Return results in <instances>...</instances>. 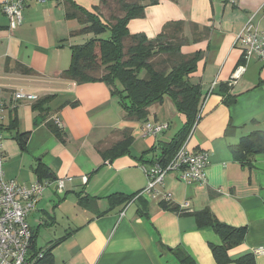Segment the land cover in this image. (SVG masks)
Segmentation results:
<instances>
[{
	"label": "crops",
	"instance_id": "1",
	"mask_svg": "<svg viewBox=\"0 0 264 264\" xmlns=\"http://www.w3.org/2000/svg\"><path fill=\"white\" fill-rule=\"evenodd\" d=\"M72 1L87 11L99 4ZM179 21L187 41L181 53L202 54L189 78L203 94L200 119L186 148L208 154L204 182L186 183L170 173L154 199L111 208L110 196H134L144 189L141 168L160 156L159 148L173 140L185 117L165 98L148 108L145 120L129 121L105 84L78 85L63 79L71 47L92 37L70 36L81 27L66 20L63 0L28 3L15 30L8 29L0 11L4 177L26 186L47 180L35 172L42 164L54 179H71L62 191L47 187L27 215L36 248L52 247L51 264H181L177 250L193 264H216L210 246L220 245L219 237L210 228L198 227L192 214L204 210L220 223L246 229L243 242L228 252L230 260L251 254L255 264H264V153L243 166L229 152L243 137L264 135V62L250 60L244 74L231 80L242 56L235 38L248 22L264 30V0H158L145 8L142 18L131 20L128 30L154 39L167 23ZM16 65L33 74H20ZM16 93L34 100H15ZM44 98H50L46 110L35 109ZM55 121L61 124L57 129L62 141L47 126ZM145 123L167 124V129L148 136ZM16 133H29L24 148ZM124 133L131 138L128 152L105 160L103 152ZM164 193L170 197L164 201L168 210L161 203ZM184 203L186 212L171 210Z\"/></svg>",
	"mask_w": 264,
	"mask_h": 264
},
{
	"label": "trees",
	"instance_id": "2",
	"mask_svg": "<svg viewBox=\"0 0 264 264\" xmlns=\"http://www.w3.org/2000/svg\"><path fill=\"white\" fill-rule=\"evenodd\" d=\"M66 20H75L81 27L74 35H91L81 45L72 46L70 65L61 77L75 84L103 83L116 96L125 119L141 121L147 117L148 108L162 103L168 98L178 113L185 117L183 128L173 140L159 148L158 164L165 166L175 156L185 141L191 126L197 118L203 94L198 85L190 82L197 62L202 54L183 55L181 49L187 44L183 36V23H167L154 39L142 34L131 35L128 23L144 16L145 8L158 0H98V6L87 11L72 0H63ZM107 34V37H102ZM161 57L160 63L154 62ZM16 71L22 75L33 72L24 66L16 65ZM50 98L36 102L35 109L45 111ZM233 103L232 101L227 104ZM53 135L60 141L61 135L53 122L47 123ZM29 133L15 134L19 146L24 148ZM131 138L124 133L122 139L103 152L105 160H113L128 152ZM231 156L241 165L249 164L257 154L264 153V135L253 133L240 139L238 144L229 147ZM40 179H54L47 167L39 164L35 170ZM134 196L112 195L108 198L111 208L128 203ZM82 202V200H81ZM163 209L169 207L165 202ZM172 211L179 212L177 208ZM198 227L210 228L220 240V245L210 246L216 264H255L251 254L229 259L228 252L239 246L246 234L245 228H233L218 222L209 210L192 213ZM31 252H42L44 257L38 264H51L50 249H37L32 233ZM181 264H193L188 256L177 250Z\"/></svg>",
	"mask_w": 264,
	"mask_h": 264
},
{
	"label": "built area",
	"instance_id": "3",
	"mask_svg": "<svg viewBox=\"0 0 264 264\" xmlns=\"http://www.w3.org/2000/svg\"><path fill=\"white\" fill-rule=\"evenodd\" d=\"M48 0H4L0 11L5 16L8 29L15 30L23 21V10L30 2L45 4ZM234 3V0H221ZM235 46L242 53L241 62L233 73L231 80L236 81L245 72V65L255 59L264 62V30H261L248 22L237 34ZM15 100H34L29 95L14 94ZM0 106V112H1ZM200 110L196 120L191 126L189 133L172 160L162 166L156 159L149 167H142L146 178V186L127 203L126 207L138 199H154L163 187V181L170 173H177L180 181L186 183H203L205 169L208 165V154L206 152H189L186 148L198 121ZM56 127L61 129V124L55 121ZM167 129V124L145 123L143 131L148 136H157ZM1 131V124H0ZM2 136L0 134V264H38L44 257L42 252L32 253V230L27 221V215L32 211L39 198L47 187L54 185L55 189L62 191L65 182L71 181L65 177L54 180L37 181L29 186L20 185L4 177L3 161L4 152L1 147ZM86 181V178H83ZM163 202H169V195L162 194ZM124 208V209H125ZM124 209L120 212L123 215ZM180 213L188 210V204L184 203L178 207Z\"/></svg>",
	"mask_w": 264,
	"mask_h": 264
},
{
	"label": "rangeland",
	"instance_id": "4",
	"mask_svg": "<svg viewBox=\"0 0 264 264\" xmlns=\"http://www.w3.org/2000/svg\"><path fill=\"white\" fill-rule=\"evenodd\" d=\"M81 37L85 38L86 36L83 35V36H81ZM161 59H162L161 57H158V59H155L154 62H155V63H156V62L160 63Z\"/></svg>",
	"mask_w": 264,
	"mask_h": 264
}]
</instances>
